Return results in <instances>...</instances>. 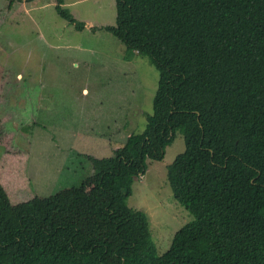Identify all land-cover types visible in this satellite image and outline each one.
I'll return each mask as SVG.
<instances>
[{
    "label": "trees",
    "instance_id": "1",
    "mask_svg": "<svg viewBox=\"0 0 264 264\" xmlns=\"http://www.w3.org/2000/svg\"><path fill=\"white\" fill-rule=\"evenodd\" d=\"M116 9V25L101 29L125 60L137 52L157 69L153 115L112 157L90 158L80 187L49 198L33 194L30 155L6 147L0 264H264V0H116ZM179 134L185 151L169 185L194 220L160 255L149 215L128 202Z\"/></svg>",
    "mask_w": 264,
    "mask_h": 264
},
{
    "label": "rangeland",
    "instance_id": "2",
    "mask_svg": "<svg viewBox=\"0 0 264 264\" xmlns=\"http://www.w3.org/2000/svg\"><path fill=\"white\" fill-rule=\"evenodd\" d=\"M0 0V158L29 154L34 196L80 187L94 173L90 158H108L153 115L159 73L101 29L115 26L116 0H66L75 24L56 0ZM14 139V141H13ZM21 151V152H20ZM185 151L180 134L164 161L149 160L129 206L145 211L163 255L194 216L174 198L169 166Z\"/></svg>",
    "mask_w": 264,
    "mask_h": 264
},
{
    "label": "crops",
    "instance_id": "3",
    "mask_svg": "<svg viewBox=\"0 0 264 264\" xmlns=\"http://www.w3.org/2000/svg\"><path fill=\"white\" fill-rule=\"evenodd\" d=\"M106 25H103L102 27H105Z\"/></svg>",
    "mask_w": 264,
    "mask_h": 264
}]
</instances>
